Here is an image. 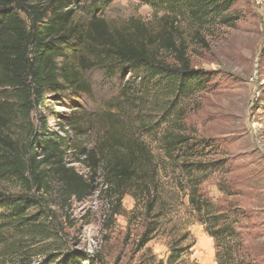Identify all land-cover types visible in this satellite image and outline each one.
<instances>
[{"label":"rangeland","instance_id":"374dc122","mask_svg":"<svg viewBox=\"0 0 264 264\" xmlns=\"http://www.w3.org/2000/svg\"><path fill=\"white\" fill-rule=\"evenodd\" d=\"M146 3L75 0L74 8L76 20L86 22L95 12L110 28L134 32L132 37L168 63L180 62L184 54L192 68L206 72L202 85L175 100L170 111L173 97L155 81H144L142 72L129 74L122 65L96 67L93 53L82 71L88 93L48 94L30 114L21 109L22 90L0 83L3 113L12 120L5 132L24 159L27 143L42 126L55 137L66 135L71 143L66 163L81 173L88 171L77 161L85 159L80 148L110 159L125 153L127 140L138 139L147 147L145 164L124 188L104 181L102 168L96 191L83 202L61 195L51 177V191L41 193L45 223L56 230L62 253H90L91 264H169L176 252L181 258L173 264H264V0H236L225 14L231 20L227 23L197 21L188 13H155ZM72 120L82 126L68 127ZM113 131L122 133L121 140L110 139ZM167 133H180L190 142L168 153ZM193 190L209 201L201 212L190 201ZM0 192L19 195L29 189L4 164ZM206 222L212 231L226 229L218 241ZM56 243L49 246L52 251ZM46 261L39 255L31 264Z\"/></svg>","mask_w":264,"mask_h":264},{"label":"trees","instance_id":"16d2710c","mask_svg":"<svg viewBox=\"0 0 264 264\" xmlns=\"http://www.w3.org/2000/svg\"><path fill=\"white\" fill-rule=\"evenodd\" d=\"M235 2L147 0L146 4L155 13H188L197 21L224 20L227 23L231 20L225 14ZM74 5L75 0H0V83L22 90V111L30 114L35 106L45 103L48 94L61 90L88 93L90 85L82 77V71L90 59L89 53L95 55L92 60L96 67L114 70V67L122 65L124 70H129V74L140 76L139 72H142L144 81H155L164 94L173 97L166 111L173 108L180 96L189 95L196 86L202 85L206 72L192 68L184 54L180 56V62L168 63L144 41L132 37L134 32L110 28L95 12L86 22L76 20ZM20 13H24L26 18ZM166 45L173 46L168 41ZM1 100L0 166L8 165L9 169L17 172L18 179L29 192L19 195L0 192V261L2 264H31L34 257L42 255L47 257L45 264H82L86 261L91 264L95 259L90 253L60 251L56 230L45 223L48 217L42 207L45 197L41 193L51 191V179L55 177L61 195L70 201L83 202L96 191L95 177L102 168L104 181L110 180L117 190L122 189L140 172L141 163L145 164L146 145L138 139L127 140L125 153H118L110 159H100L94 149L80 148L77 152L85 159L77 161L84 163L88 171L81 173L75 166L66 163V149L71 146L66 135L55 137L42 126L27 143L28 155L24 159L5 132L8 121L12 120L3 113L5 108ZM173 116L165 115L166 118ZM69 126L78 129L82 124L72 120ZM115 133L118 132L110 133V139L121 140L122 133ZM165 136L168 153L190 142L180 133H167ZM124 195V191L119 195L120 203ZM190 201L199 212L209 207L208 199L197 190L192 191ZM32 209L36 211L30 213ZM206 224V230L217 241L220 234L226 231H212ZM47 240H50L49 245L38 249L34 247L38 242ZM55 242L56 249L52 251L49 246H54ZM16 257H19L17 263L6 262ZM180 258L181 253H172L169 264ZM220 264H224L223 261Z\"/></svg>","mask_w":264,"mask_h":264}]
</instances>
